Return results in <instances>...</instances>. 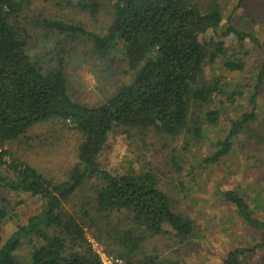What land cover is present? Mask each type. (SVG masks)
Segmentation results:
<instances>
[{"label":"trees","instance_id":"obj_1","mask_svg":"<svg viewBox=\"0 0 264 264\" xmlns=\"http://www.w3.org/2000/svg\"><path fill=\"white\" fill-rule=\"evenodd\" d=\"M28 1L0 0V203L7 204L1 193L8 191L36 197L42 207L5 242L1 231L8 212L6 208L0 210V264H24L15 257L22 240L33 245L26 264H102L85 236L84 227L94 226V220L88 217L89 225L80 223L63 207L91 179L99 183L94 203L96 215L108 220L114 213L126 214L137 229L149 235H158L168 226L178 238L189 237L192 221L173 212L170 199L158 189L152 174L114 176L100 168L97 157L115 128L153 129L170 137L189 132L199 137L200 120L192 108H209L221 85L219 77L204 82V64L207 59L227 56L225 42L232 37L240 45L249 43L259 49L263 63L250 97L251 112L232 122L217 150L203 159L208 165L219 162L230 152L232 139L243 125L254 119L257 90L264 78V42L235 28L230 18L223 25L217 3L202 10L185 0H113V20L104 34L90 32L81 24L42 20L51 31L87 41L98 59L122 49L129 69L135 72L132 80L121 85L107 101L87 106L68 95L63 56L56 57L55 66L45 69L41 57L32 52L28 35L18 22ZM243 1L238 0L237 7ZM74 6L94 17L101 4L99 0H76ZM207 33L213 36L212 54L200 40ZM224 67L242 71L244 62L228 58ZM218 117L212 110L206 114L211 125L218 122ZM54 120L71 124L81 136L78 164L68 180L58 184L14 159L5 149L36 124ZM223 198L233 205L247 227L260 232V238L248 249L230 251L222 264H248L247 255L256 250L261 251L264 264V220L254 217L237 191H227ZM110 238L112 245L103 243L104 248H111L114 257L123 259L125 264H176L154 256L135 259L142 236L131 233L126 239ZM37 241L39 246H35Z\"/></svg>","mask_w":264,"mask_h":264},{"label":"rangeland","instance_id":"obj_2","mask_svg":"<svg viewBox=\"0 0 264 264\" xmlns=\"http://www.w3.org/2000/svg\"><path fill=\"white\" fill-rule=\"evenodd\" d=\"M90 1V0H88ZM206 10L217 3L223 16L242 31L254 34L264 42V0H185ZM76 0H29L19 16V24L28 35L32 52L39 55L45 69L55 66L56 57H64L67 89L70 98L83 105L96 106L107 101L121 86L128 84L135 72L130 70L122 49L101 60L94 56L91 45L84 39L61 35L43 26L42 20H60L76 23L88 31L104 34L113 20V0H99L101 7L92 17L74 6ZM211 33L200 37L208 53L214 47ZM227 56H217L204 64V82L219 77L220 93L211 106L192 108L200 120V136L184 132L177 137L156 133L153 129L138 131L115 128L97 157L102 170L114 176L127 173L152 174L157 187L171 202L174 213L192 221L193 232L187 238H178L168 227L152 236L137 229L126 214H112L108 220L94 212L98 181L87 180L76 193L63 204L65 212L84 227L90 244L95 243L105 253L103 243L111 244L110 237L126 239L129 234L142 236L143 242L134 255L135 259L154 256L176 264H222L234 249H248L259 242L260 232L247 227L238 217L233 205L223 194L237 191L252 210L254 217L264 220V78L257 90L254 119L243 125L232 139L230 152L219 162L208 165L203 162L217 150L229 133L231 123L250 113V97L263 63L262 52L249 43L238 44L232 37L225 42ZM228 58L241 59L242 71H229L224 67ZM215 111L218 122L211 125L206 114ZM80 134L71 124L54 120L36 124L23 137L8 143L5 149L12 157L27 163L46 179L58 184L68 180L78 164L77 151ZM7 204V220L1 231L2 241L16 231L33 215L41 211L42 202L29 194L2 191ZM86 216V217H85ZM92 242V243H91ZM37 241L35 246H39ZM33 250L27 240H22L15 253L16 260L28 263ZM110 257H114V253ZM262 253L256 250L247 255L248 264H261ZM120 264L124 260L117 258Z\"/></svg>","mask_w":264,"mask_h":264},{"label":"built area","instance_id":"obj_3","mask_svg":"<svg viewBox=\"0 0 264 264\" xmlns=\"http://www.w3.org/2000/svg\"><path fill=\"white\" fill-rule=\"evenodd\" d=\"M92 243V242H91ZM92 250L98 255L102 264H120L119 259H115L110 257L107 253H105L102 249L98 248V245L95 243L90 244Z\"/></svg>","mask_w":264,"mask_h":264}]
</instances>
